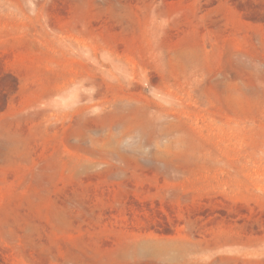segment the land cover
Instances as JSON below:
<instances>
[{"label": "rangeland", "instance_id": "1", "mask_svg": "<svg viewBox=\"0 0 264 264\" xmlns=\"http://www.w3.org/2000/svg\"><path fill=\"white\" fill-rule=\"evenodd\" d=\"M0 264H264V0H0Z\"/></svg>", "mask_w": 264, "mask_h": 264}]
</instances>
